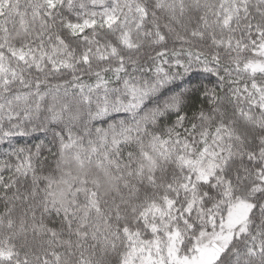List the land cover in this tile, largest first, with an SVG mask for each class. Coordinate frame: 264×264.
<instances>
[{
	"label": "snow or ice",
	"instance_id": "1",
	"mask_svg": "<svg viewBox=\"0 0 264 264\" xmlns=\"http://www.w3.org/2000/svg\"><path fill=\"white\" fill-rule=\"evenodd\" d=\"M0 264H264V0H0Z\"/></svg>",
	"mask_w": 264,
	"mask_h": 264
}]
</instances>
